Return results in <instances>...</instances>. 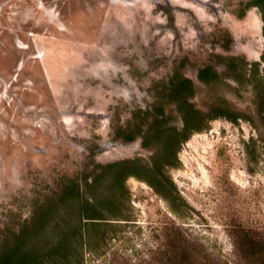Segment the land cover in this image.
Segmentation results:
<instances>
[{
  "label": "rangeland",
  "instance_id": "374dc122",
  "mask_svg": "<svg viewBox=\"0 0 264 264\" xmlns=\"http://www.w3.org/2000/svg\"><path fill=\"white\" fill-rule=\"evenodd\" d=\"M248 2L0 0V244L30 220L34 197L93 175L98 163L150 158L114 128L151 106L152 84L176 67L203 109L216 95L199 79L204 66L222 72L223 57L238 56L261 62L264 74L263 20ZM230 90L221 94L254 115L252 93L241 100ZM181 160L171 173L190 209L178 216L130 178L134 220L85 264H177L183 254L251 264L242 254L264 240V128L216 120Z\"/></svg>",
  "mask_w": 264,
  "mask_h": 264
},
{
  "label": "trees",
  "instance_id": "16d2710c",
  "mask_svg": "<svg viewBox=\"0 0 264 264\" xmlns=\"http://www.w3.org/2000/svg\"><path fill=\"white\" fill-rule=\"evenodd\" d=\"M247 7L260 10L264 35V0H249ZM223 59L222 72L212 65L199 70V79L216 93L208 109L197 105V86L180 67L168 79L155 81L150 88L153 104L135 108L126 124L114 128L116 139L141 140V145L152 152L150 158L98 163L93 175L83 180L68 178L58 188L34 197L30 220L13 239L0 244V264H85L86 254L103 255L105 245L117 234L122 222L134 220L130 178L146 183L169 202L178 216L190 209L171 173L182 165L184 145L220 119L264 128L261 62L238 56ZM225 85L241 100L244 92L250 91L255 114L237 108L226 94H221ZM251 243L256 249L243 257L251 264H264V240L254 239ZM177 264L234 262L220 254H183Z\"/></svg>",
  "mask_w": 264,
  "mask_h": 264
},
{
  "label": "bare ground",
  "instance_id": "6f19581e",
  "mask_svg": "<svg viewBox=\"0 0 264 264\" xmlns=\"http://www.w3.org/2000/svg\"><path fill=\"white\" fill-rule=\"evenodd\" d=\"M42 61L44 63V66L46 67V59L44 57L42 58Z\"/></svg>",
  "mask_w": 264,
  "mask_h": 264
}]
</instances>
